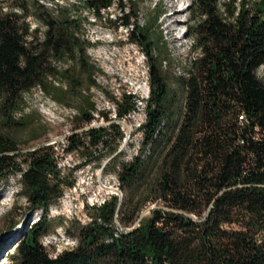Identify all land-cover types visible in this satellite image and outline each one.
<instances>
[{
    "label": "trees",
    "instance_id": "trees-1",
    "mask_svg": "<svg viewBox=\"0 0 264 264\" xmlns=\"http://www.w3.org/2000/svg\"><path fill=\"white\" fill-rule=\"evenodd\" d=\"M51 2V9L37 0H9L0 7V184L19 175L20 194L36 214L32 224L24 219L19 238L0 259L264 264V72L257 74L264 67V0H190L185 29L195 56L172 86L159 50L163 41L153 34L160 12L141 26L132 21L133 13H124L122 0ZM113 3L121 25L132 27L129 40L141 45L149 72L145 119L137 129L141 139L128 160L118 151L124 133L116 123L76 132L94 122L95 113L109 120L93 102L101 71L88 56L92 43L83 10L101 19ZM35 88L74 110L63 152L97 164L107 158L103 171L119 181L123 195L93 207L85 224L50 217L75 180L61 175L58 143L28 146L46 135L33 125L37 119L23 114L24 94ZM107 98L119 119L136 111L138 100L128 90ZM21 132L30 137L20 150ZM150 204L154 208L140 218ZM59 227L76 243L52 256L41 238Z\"/></svg>",
    "mask_w": 264,
    "mask_h": 264
},
{
    "label": "rangeland",
    "instance_id": "rangeland-1",
    "mask_svg": "<svg viewBox=\"0 0 264 264\" xmlns=\"http://www.w3.org/2000/svg\"><path fill=\"white\" fill-rule=\"evenodd\" d=\"M14 1L17 2V0ZM37 1L47 9H51L53 6L51 0ZM78 1L54 0L59 6L75 4ZM171 1L175 4L173 10L168 8ZM8 3L9 0H0V7L5 9ZM189 4L190 0H122L121 3V7L125 9L124 13H133L132 21L141 26L148 22V18L151 21V15L154 11L160 12L153 34L158 41L160 39L163 41L159 50L161 56L166 59L163 63V69L171 86L174 76L184 74L189 60L195 56V53L191 52V40L187 38L185 29L189 16ZM83 12L89 20L85 26L87 37L92 43V47L88 49V56L101 71L97 77V82L101 88L93 90V102H95L97 110L106 114L109 120H105L100 117V114L95 113L93 115L95 121L76 130V132H81L89 127H108L112 122L116 123L124 133L118 151L122 152L121 159L128 160L136 153L141 139V133L137 129L145 119V99L149 95L147 59L142 53L141 45L129 40L132 27L127 28L121 25L120 17L122 14L116 3H113L104 12L101 19L95 18L89 11L83 10ZM171 12H174V32L167 29V24L171 20H166V16ZM34 19V17L27 19L32 28L37 26ZM40 28L44 30L42 27ZM263 72L264 67L260 68L257 74L261 76ZM123 90H128L134 94L138 102L136 111L128 114L125 119H119L116 116L113 101H109L107 97L113 94L120 98ZM23 100L25 104L24 116L37 119L33 125L41 126L46 131L45 136L29 143L28 146L34 147L41 143L51 145L55 142L58 143L55 149L61 175H69L75 180L73 186L64 190V195L59 204L51 207L50 217L54 219L57 216H63L67 220L76 219L80 224H85L90 220L93 207H99L103 201L114 196L115 188L120 191L119 181L112 171H103V167L108 161L107 158H102V163L97 164L94 161L84 162L85 158L63 152L66 144L65 139L73 132L71 118L74 115L73 109L64 108L54 103L46 98L38 88L24 94ZM37 116L42 120L36 118ZM29 137L30 135L26 132L17 134L20 150L26 148L24 142ZM18 178L19 175L9 176L7 183L0 184V256H5L16 243L19 238L17 233L21 231V224L24 219L28 217L30 220L28 224H32L36 217V214L29 210L24 195L20 194ZM152 208L154 206L151 204L146 206L140 214V218L145 217ZM120 226V228H125L123 224ZM41 240L52 256L65 249H70L76 243L75 239L67 237L64 234V229L60 227L45 235ZM0 264H6L5 260L0 259Z\"/></svg>",
    "mask_w": 264,
    "mask_h": 264
},
{
    "label": "bare ground",
    "instance_id": "bare-ground-1",
    "mask_svg": "<svg viewBox=\"0 0 264 264\" xmlns=\"http://www.w3.org/2000/svg\"><path fill=\"white\" fill-rule=\"evenodd\" d=\"M174 2L173 1H171L170 2V4H169V6H168V8H169V10H173L174 8ZM167 19H169V20H171L168 24H167V29H170L172 32H174L175 31V26H174V12L172 13H170L168 16H166V20ZM115 195H117L118 197H121V192L119 191V190H116L115 192Z\"/></svg>",
    "mask_w": 264,
    "mask_h": 264
},
{
    "label": "built area",
    "instance_id": "built-area-1",
    "mask_svg": "<svg viewBox=\"0 0 264 264\" xmlns=\"http://www.w3.org/2000/svg\"><path fill=\"white\" fill-rule=\"evenodd\" d=\"M116 190H118V188H115V190L114 191H116ZM104 202V201H103ZM149 213V212H148Z\"/></svg>",
    "mask_w": 264,
    "mask_h": 264
}]
</instances>
